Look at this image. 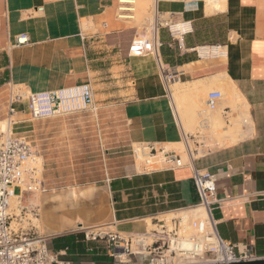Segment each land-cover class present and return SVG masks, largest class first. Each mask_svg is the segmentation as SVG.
Returning <instances> with one entry per match:
<instances>
[{
  "label": "crops",
  "instance_id": "obj_1",
  "mask_svg": "<svg viewBox=\"0 0 264 264\" xmlns=\"http://www.w3.org/2000/svg\"><path fill=\"white\" fill-rule=\"evenodd\" d=\"M223 4V9L207 13L205 0L158 2L161 16L189 23V31L178 40L172 39L167 28L159 32L162 65L177 72L180 88L189 90L182 94L186 103L181 100L187 106L184 122L168 89L173 82L165 83L155 56H129L132 40L127 36L120 44L126 50L125 60L109 52L114 45L107 43L106 35L124 30L103 31L104 25H121L113 17L116 0H0V53L9 59L5 86L32 91L82 84L102 87L103 102L96 101V113L121 116L127 143L157 145L181 143L187 135L197 141L200 136L184 129L185 124L191 128L194 123L196 106L191 98L203 96L216 81L228 87L229 79L249 105L252 123L244 128L247 138L209 150L195 158L193 165L215 174L217 196L226 200L213 212L219 236L237 253L250 250L264 257V0H223ZM23 33L29 43L17 45ZM205 46H219L222 56L204 58L199 50ZM104 59L109 62L103 63ZM128 82L132 85L126 86ZM195 88L199 90L192 94ZM196 101L205 103L201 97ZM14 106L18 122L14 128L34 132L26 105ZM9 107L10 95L0 97V118L8 115ZM67 118L69 134L56 142L71 157L67 170L57 159L64 148L48 147L55 142L54 136H46L49 132L44 130L49 128L36 130L44 154L54 155L45 164L49 171L44 173L47 190L39 203L41 230L60 258L75 264H118L110 255L108 240L87 239L83 229L99 228L102 235L143 233L148 219L182 213L199 203L189 165L103 172L99 157L98 172L81 171L84 162L74 159L96 152L100 156L103 141L97 139L96 147L94 140L77 136L83 134L86 122H77L74 115ZM100 123L95 121L94 126Z\"/></svg>",
  "mask_w": 264,
  "mask_h": 264
},
{
  "label": "built area",
  "instance_id": "obj_2",
  "mask_svg": "<svg viewBox=\"0 0 264 264\" xmlns=\"http://www.w3.org/2000/svg\"><path fill=\"white\" fill-rule=\"evenodd\" d=\"M158 1L154 22L150 24L149 28H146V35L135 37L132 40L129 56H155L160 62L165 83L170 84L177 78L178 74L162 65L159 55L160 28H167L172 39L178 40L180 36L189 31V23L176 18L165 20L160 18ZM134 3L135 0H127V2L119 0L120 17H132L129 13L134 10L132 7ZM120 6L126 7L120 8ZM27 43H29V37L26 33L20 34L16 39L17 45ZM179 44L182 47L180 40ZM202 50L207 54L205 57L217 58L222 56V50L219 46L201 47L200 54ZM8 88L10 89V107L6 118L13 125V128L18 123L14 119L17 113L14 106L16 103L25 104L30 118L33 120L72 114L82 109L93 113L98 111L94 90L90 84L46 91H32L14 85H9ZM222 98L221 91H210L206 98L207 109L215 110L218 108ZM207 123L208 118L203 116L200 121V129L206 128ZM19 132L21 133L15 132V135L0 131V264H75L71 260L60 258L58 253L52 251L48 246L49 236L42 234L38 227L32 223V220L28 218L29 214L36 219L40 216V206L33 202V197L42 194L47 188L39 166L40 153L28 140L26 134L22 131ZM196 135L200 136V132L198 131ZM191 137L194 138L195 136L187 135L185 138L188 147ZM134 152L137 155L141 154L145 158L146 164L155 163L156 160L154 159L158 158V161L165 164V168L175 169L186 165L192 166L193 179L200 200L191 208L202 209L204 213L200 219L190 222V227L196 233L192 236L181 234L182 228H184L183 220L175 216L169 220L156 218L158 220L155 223L157 228L150 230L147 228L143 233H106L102 235L99 228H85L83 230L87 239L104 238L108 240L110 255L115 262L120 264L130 262L132 256L139 254L151 256L148 264H176L168 258L165 252L172 254L176 252V249L184 251L178 247L179 240L189 239L196 244V248L203 246L215 250L213 244L209 242V238L213 236L223 247L225 254L233 255L235 261L262 258L250 250L237 253L233 245L219 236L213 212L215 208L221 207L226 200L217 196L215 174L194 167L195 158L191 150L189 162H184L175 150L157 148L156 144H137ZM25 221H28L27 226L24 225ZM208 229H211L212 233H208ZM92 230L96 232H92ZM164 248H166L165 251ZM157 251L159 252L157 253ZM192 254L196 253L193 252Z\"/></svg>",
  "mask_w": 264,
  "mask_h": 264
},
{
  "label": "rangeland",
  "instance_id": "obj_3",
  "mask_svg": "<svg viewBox=\"0 0 264 264\" xmlns=\"http://www.w3.org/2000/svg\"><path fill=\"white\" fill-rule=\"evenodd\" d=\"M206 2V9H207V0H205ZM224 8V4L223 1L221 2ZM155 4H156V0H135V3L132 5V7L134 8V10L132 12H130L129 14L132 15V17L130 18H124V17H120L121 12L118 10L119 7V0H116V5L113 8V17L118 20L121 25H117V26H112L109 25V27H105V25L103 26V31L106 32H110L111 30H116L118 28H123L124 30L121 31L119 34H113V33H108L109 35H106L105 39L107 41V43H113L114 46L110 47L111 50H109V52L111 53L112 56L117 55L118 59H122L125 60L126 59V50H124L123 48H121L120 44L126 42L127 38H131V40H133L135 37H142L143 35H146V28H149L150 24H152L155 20ZM221 8V9H223ZM208 13V12H207ZM160 18H163L164 20L167 18L166 16H161ZM110 23V22H109ZM110 43V44H111ZM95 51V50H93ZM105 55V54H104ZM204 58H211V57H204ZM105 60V61H104ZM104 62H109L107 59H104ZM1 62V59H0ZM4 69L0 70V74L3 73ZM178 78L179 76H177V78L173 81V86L168 85L169 88L174 87V85H179L178 84ZM176 82V83H175ZM7 83V82H6ZM98 83V82H96ZM7 85V84H6ZM131 82H128L126 84V86H131ZM78 86V85H77ZM180 86V85H179ZM73 87V86H71ZM68 88V87H66ZM62 89V88H61ZM93 89L95 90L96 93H98L95 96V99L97 101V103H102L103 102V91L104 89L102 87L96 86L93 87ZM9 88L8 85L5 86V83L3 85L0 86V97H7L10 95L9 92ZM199 90V88H195L192 91L193 93H196ZM212 90H219L222 92L223 94V98L221 100V105L216 108L215 110H208L207 106H206V98L207 95L210 91ZM227 91V87L225 86L224 83L220 82V81H216L215 83H213V85L211 87H209L205 92L204 95L202 96H195L192 97V104L196 105L195 108H193V116H194V123L191 126V128L187 127L185 124V132L187 133H197L198 131L200 132V137L197 139V141H193L190 140L189 141V147L188 145L185 143V141H182L181 143H177V144H157V148L163 147L166 150H175L181 157L182 160L184 162H189L190 161V150L191 153L193 155L194 158L200 157L202 156L204 153L208 152L209 150H216V149H220L222 148L221 146H215V143L213 142L214 139L216 140L218 138V136L229 130L230 126L232 127L233 125L237 124L239 126H241V128H243L244 122H243V116H245L244 112H245V108H240L237 109L235 107H233L232 104H230L228 102V99L225 98V92ZM187 92L189 93V90H187ZM100 93V94H99ZM186 93V94H188ZM202 98L203 101H205L204 104H196V100H198L199 98ZM182 101L184 100V103H186V98L185 99H181ZM182 101H180L181 103V107H183V109H186V104L183 105ZM194 102V103H193ZM203 103V102H202ZM185 107V108H184ZM225 108H227L225 110ZM105 110V109H103ZM184 110H180L179 111V115L181 117V119L184 122L185 119V111ZM182 111V112H181ZM228 111V112H225ZM181 112V113H180ZM205 112V113H203ZM184 113V114H183ZM247 113V112H245ZM183 114V115H182ZM75 116L76 117V121H81L82 124L84 122H86L87 127L83 130V134H78L77 136H86L87 139L90 140H94L93 146L97 147V139L102 138L103 141V150H102V154L99 155H95L96 153H92V156H80L77 155V157L74 159V161L76 160H81V163L84 162L83 165V169H81V171H87V172H98L100 170V161L99 157H101V159H103L101 162H103V172L104 170L106 171L107 169L109 171L111 170H118V171H128V170H134V171H144V170H152V169H160V168H165V164L161 163V161H158L157 159L156 162L154 163V167H149L147 166L146 162H145V158L140 154L137 155L134 152V149L136 148L137 144H130L127 143L126 140V135H125V131L123 128V121L121 119V116L116 115V113H103V115H99V113H93L90 112L89 110L86 109H82V110H78L75 113L72 114H61L58 115L56 117L53 118H49V119H43V120H33L32 123L34 124L33 127H35V131L34 132H30V133H25L22 132L24 134H26L28 140H30L35 149L40 153L41 155V160H40V167L42 170V178L44 179V173L48 172L49 170H46L47 168H45V164L47 163V159H52L54 157V155H52L51 157L48 155L44 154L43 148L44 146L41 144V142L39 141L40 137H37V129L40 128H49V130H44L45 132H49L46 133V136H54L55 137V142L51 143L50 149H59V150H63L60 151V155L58 156L57 159H59V162L61 163L62 167L66 168L64 170H67V168L69 169L70 167L67 166V163L69 161H67L68 159L70 160L71 157L67 156V150L65 147H62L60 145H58L59 147H56V142L62 141L63 138H66L68 136V131H67V126L66 123H68L69 121V116ZM203 116H206L208 118V123H207V127L204 129H200V121L202 119ZM218 118H223L225 121L224 125H220L217 121ZM230 118V119H229ZM215 119V120H214ZM3 120L5 121V123L7 124V126H10L8 130H6V134H15L16 133H21L19 132L20 130L17 129L15 131V128H13V125L9 122V120L6 118V116L0 118V121ZM95 121H100L101 123L99 125H95L94 123ZM217 121V122H216ZM239 121V122H238ZM11 124V125H10ZM229 126V127H228ZM56 127V128H53ZM1 131V129H0ZM14 131V132H13ZM13 132V133H12ZM16 132V133H15ZM96 139V140H95ZM101 141V142H102ZM95 148V147H93ZM97 149V148H96ZM66 150V151H65ZM90 155V153H88ZM55 161V160H54ZM74 161L71 160V162L69 163L74 164ZM69 165V166H70ZM85 165L87 167H85ZM72 166V165H71ZM73 168V167H72ZM111 173V172H110ZM41 194H37L33 197V202L36 204H39L41 202L40 200ZM26 204V203H25ZM198 209V208H197ZM200 213L197 216H191L190 218H187V220L183 217L184 213H172V214H163L160 215L158 217V219H170L172 217H180L182 218L183 221V226L184 228H182L181 234L185 235V236H192L194 235L196 232L193 228L190 227V222H192L193 220L196 219H200L203 216V210L199 209ZM191 213V212H188ZM28 218H30L32 220V223L35 224L39 231L42 233V226H41V222H40V216L38 217V219L34 218L31 214L28 215ZM148 228L150 229H156L157 226H155V223L158 222V220H151L148 219ZM25 226L28 225V221H25L24 223ZM154 225V226H153ZM166 250V248H164V251ZM176 252H173L172 254L165 252L168 256L169 259L173 260L174 263L178 264V263H220L222 261V257L219 252H217L216 250H213L212 248H208L205 247V249L201 250L202 252H200V255H203V257H201L199 260H194L193 258H191L190 256H193L195 254H191L189 250H184V251H180L179 249L175 250ZM159 251H157L158 253ZM187 254V255H185ZM220 254V255H219ZM190 255V256H189ZM189 256V257H188ZM197 256V255H196ZM151 256L148 254H139L136 256H132V260L128 263H121V264H148L150 261ZM201 260V261H200ZM219 260V261H218ZM173 263V262H172ZM120 264V263H118Z\"/></svg>",
  "mask_w": 264,
  "mask_h": 264
},
{
  "label": "bare ground",
  "instance_id": "obj_4",
  "mask_svg": "<svg viewBox=\"0 0 264 264\" xmlns=\"http://www.w3.org/2000/svg\"><path fill=\"white\" fill-rule=\"evenodd\" d=\"M222 1L223 0H207V9H206V11L208 13H212V12H215L216 10H220L221 8H223V5L221 3ZM122 2H127V0H122ZM124 7H126V6H120V8H124ZM156 12H157V0H156V4H155V14H156ZM201 54H202V56H207V54H206V52L204 50H202ZM225 83H227V85H228L227 91L225 92V98H227L228 102L230 104H232L233 107H235L237 109H240V108L244 107L245 108V112H247V113L244 112L245 116H243V122H244L243 128H241V126L235 124L232 127L230 126L229 130L221 133L216 140L214 139L213 142L215 143V146H221V147H226V146L235 144V143L239 142L240 140H242L243 138H245L248 134L246 133L244 128L246 126L247 127L250 126L251 123H252V120H251V117H250V113L248 112L249 105H248L246 99L242 96L243 94L240 93V91H239L240 89L238 90V88L235 86V84L232 81H230L229 79H228V82H225ZM179 88H180V86L177 85V84L174 85V87H172V88H168L169 91H170V94L172 95V98H173V102L174 103L173 102L172 103L175 104V108L177 110L176 113H179V111L182 110L181 103H180L181 99L184 98L182 96V94L186 95V93H188L187 90L184 91V90H182V88H180L182 90V91H180ZM196 104H198V101L196 102ZM217 121H218V123L220 125H224L225 124V121H224L223 118H218ZM9 127L10 126H7L5 121H3V120L0 121L1 132H5L6 130L9 129ZM246 130H247V128H246ZM147 165L149 167H154L153 163H149ZM188 212H191V213H188ZM183 213H184L183 217L187 220V218H190L191 216L199 215L200 210L197 209V208H191V209H188V211L187 210L183 211ZM208 233H212L211 229H208ZM209 242L213 244V246L215 247V250L217 252L222 254L221 257L222 256L223 257H222V261L221 262L229 264V263L235 261V258H234L233 255H226L225 254V251H224L223 247L218 243L217 239L214 236L209 238ZM178 247L181 248L182 250H190V251H193L194 253H196L194 257L189 255L195 261L199 260L201 257H203V255H200V252H202L201 250L205 249V247H203V246L202 247L198 246L196 248V244L193 243L192 241H190L189 239H181V240H179ZM193 252H190V253L192 254ZM185 255H187V254H185ZM211 263H214V262H211ZM178 264H207V263L206 262H204V263H193V262H190V263H178Z\"/></svg>",
  "mask_w": 264,
  "mask_h": 264
},
{
  "label": "trees",
  "instance_id": "obj_5",
  "mask_svg": "<svg viewBox=\"0 0 264 264\" xmlns=\"http://www.w3.org/2000/svg\"><path fill=\"white\" fill-rule=\"evenodd\" d=\"M0 70H3V73L0 74V86L9 81V59L6 53H0Z\"/></svg>",
  "mask_w": 264,
  "mask_h": 264
},
{
  "label": "water",
  "instance_id": "obj_6",
  "mask_svg": "<svg viewBox=\"0 0 264 264\" xmlns=\"http://www.w3.org/2000/svg\"><path fill=\"white\" fill-rule=\"evenodd\" d=\"M207 264H226V263L220 262V263H207ZM229 264H264V257L253 260H239V261L231 262Z\"/></svg>",
  "mask_w": 264,
  "mask_h": 264
}]
</instances>
